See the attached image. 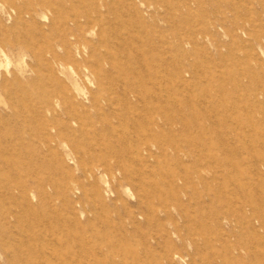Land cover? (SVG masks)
Returning a JSON list of instances; mask_svg holds the SVG:
<instances>
[{
	"label": "rangeland",
	"instance_id": "1",
	"mask_svg": "<svg viewBox=\"0 0 264 264\" xmlns=\"http://www.w3.org/2000/svg\"><path fill=\"white\" fill-rule=\"evenodd\" d=\"M0 264H264V0H0Z\"/></svg>",
	"mask_w": 264,
	"mask_h": 264
}]
</instances>
